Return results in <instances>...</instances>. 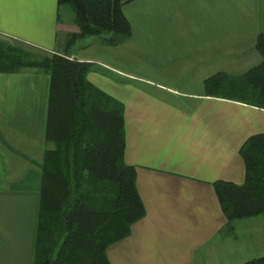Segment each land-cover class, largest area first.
Masks as SVG:
<instances>
[{
	"label": "crops",
	"instance_id": "1",
	"mask_svg": "<svg viewBox=\"0 0 264 264\" xmlns=\"http://www.w3.org/2000/svg\"><path fill=\"white\" fill-rule=\"evenodd\" d=\"M120 1L132 34L109 46L75 39L74 15L58 0H0L1 41L90 63L89 81L124 104L125 161L136 168L146 215L109 247L111 264L263 258L264 214L230 223L215 183L245 182L240 150L264 132V109L208 96L205 80L262 61L264 0ZM50 87L39 68L0 72V264L34 262L43 157L54 148Z\"/></svg>",
	"mask_w": 264,
	"mask_h": 264
},
{
	"label": "trees",
	"instance_id": "2",
	"mask_svg": "<svg viewBox=\"0 0 264 264\" xmlns=\"http://www.w3.org/2000/svg\"><path fill=\"white\" fill-rule=\"evenodd\" d=\"M123 6L120 0H58L60 10L74 15L75 39L99 37L109 46L132 34ZM25 47L0 40V72L35 67L51 76L47 139L54 148L43 157L33 264H111L109 247L146 215L136 168L125 161L124 104L89 81L90 63ZM256 50L262 58L257 66L242 75L209 77L206 95L264 109V34ZM240 153L245 182L215 183L230 223L264 214V132L251 136ZM249 264H264V257Z\"/></svg>",
	"mask_w": 264,
	"mask_h": 264
},
{
	"label": "rangeland",
	"instance_id": "3",
	"mask_svg": "<svg viewBox=\"0 0 264 264\" xmlns=\"http://www.w3.org/2000/svg\"><path fill=\"white\" fill-rule=\"evenodd\" d=\"M97 44L98 45H100V43L99 42H97ZM25 49H27L28 51H32L33 52V50L32 49H30L29 47H25ZM35 50V49H34ZM40 54L39 55H41V56H43V53H41V52H39ZM50 55V54H49ZM183 75H191V74H187V73H184ZM196 76V75H195ZM177 84H179V85H183L182 83H177ZM180 86V87H181ZM264 216V215H263Z\"/></svg>",
	"mask_w": 264,
	"mask_h": 264
}]
</instances>
